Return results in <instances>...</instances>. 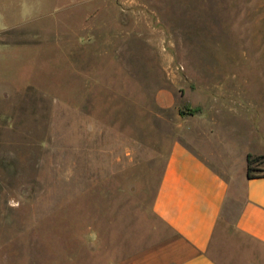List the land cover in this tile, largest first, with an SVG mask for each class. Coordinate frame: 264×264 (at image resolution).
<instances>
[{
	"label": "rangeland",
	"instance_id": "1",
	"mask_svg": "<svg viewBox=\"0 0 264 264\" xmlns=\"http://www.w3.org/2000/svg\"><path fill=\"white\" fill-rule=\"evenodd\" d=\"M260 99L264 0H0V264H118L173 146Z\"/></svg>",
	"mask_w": 264,
	"mask_h": 264
},
{
	"label": "crops",
	"instance_id": "2",
	"mask_svg": "<svg viewBox=\"0 0 264 264\" xmlns=\"http://www.w3.org/2000/svg\"><path fill=\"white\" fill-rule=\"evenodd\" d=\"M261 101L249 104L253 114L239 106L213 116L205 129H191L189 144L173 146L155 196L153 238L118 264H264V174L248 175V156H264ZM235 134L246 139L225 156L214 143Z\"/></svg>",
	"mask_w": 264,
	"mask_h": 264
},
{
	"label": "trees",
	"instance_id": "3",
	"mask_svg": "<svg viewBox=\"0 0 264 264\" xmlns=\"http://www.w3.org/2000/svg\"><path fill=\"white\" fill-rule=\"evenodd\" d=\"M262 161H264V156H258V157H253L252 155L248 156V175H249V177L253 176L252 175L253 171L261 170V169H259L257 167L254 168V165L255 164H260ZM263 174H261V175H263Z\"/></svg>",
	"mask_w": 264,
	"mask_h": 264
}]
</instances>
